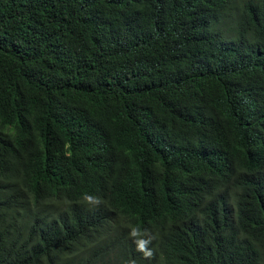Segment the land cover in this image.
<instances>
[{
    "label": "trees",
    "instance_id": "1",
    "mask_svg": "<svg viewBox=\"0 0 264 264\" xmlns=\"http://www.w3.org/2000/svg\"><path fill=\"white\" fill-rule=\"evenodd\" d=\"M119 179L239 232L195 264H264V0H0V264H121L83 253L70 218L49 231L1 200L52 213Z\"/></svg>",
    "mask_w": 264,
    "mask_h": 264
},
{
    "label": "clouds",
    "instance_id": "2",
    "mask_svg": "<svg viewBox=\"0 0 264 264\" xmlns=\"http://www.w3.org/2000/svg\"><path fill=\"white\" fill-rule=\"evenodd\" d=\"M122 180H118L121 187L116 192L111 186L102 190L89 189L74 209L70 208L68 192L53 196L52 213L41 204L13 195L19 193L18 190L1 200L18 218L29 209L39 210L48 221L49 231L59 228L58 219L70 218L65 229L77 227L83 230V239L75 244L83 253L105 260L114 255L115 261L121 264H168L172 260L195 264L199 254L196 244L221 236L226 240L217 248L232 247L227 231L239 232L230 228L225 219L222 230L208 233L202 226V217L210 214L183 218L157 213L153 206L145 204L141 192ZM8 187L11 186H5ZM46 187L47 184H42L36 188L41 191ZM185 192L195 191L188 188Z\"/></svg>",
    "mask_w": 264,
    "mask_h": 264
}]
</instances>
